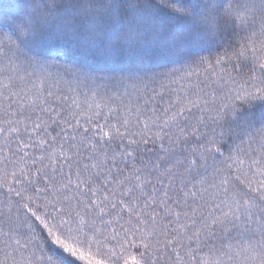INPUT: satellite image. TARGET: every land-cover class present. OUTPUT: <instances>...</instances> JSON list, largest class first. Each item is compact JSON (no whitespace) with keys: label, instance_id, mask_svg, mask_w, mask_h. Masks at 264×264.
I'll list each match as a JSON object with an SVG mask.
<instances>
[{"label":"snow or ice","instance_id":"1","mask_svg":"<svg viewBox=\"0 0 264 264\" xmlns=\"http://www.w3.org/2000/svg\"><path fill=\"white\" fill-rule=\"evenodd\" d=\"M166 6L0 5V264H264V0Z\"/></svg>","mask_w":264,"mask_h":264},{"label":"trees","instance_id":"2","mask_svg":"<svg viewBox=\"0 0 264 264\" xmlns=\"http://www.w3.org/2000/svg\"><path fill=\"white\" fill-rule=\"evenodd\" d=\"M27 2V0H0V5L3 6V9L7 12H9V14L13 13V12H17L19 11L18 8H16V5H23ZM150 2L153 5V15L154 18L157 22L162 23L164 25L165 28H170V27H174V26H179V22L176 21L171 13V10L169 7L166 6V3L168 2V0H150ZM198 2V0H186V3L190 4V5H194ZM148 39L151 40L152 39V35L149 34L148 35ZM202 55H207V53H202ZM61 64H63V61H60ZM173 68H180L179 64L176 65H168L166 68H157L155 69V71L158 72H168L171 71ZM49 71H52L54 74L56 72V68H50L48 69ZM43 71V70H41ZM109 87H118L120 88L121 91H123V86L122 85H109Z\"/></svg>","mask_w":264,"mask_h":264}]
</instances>
